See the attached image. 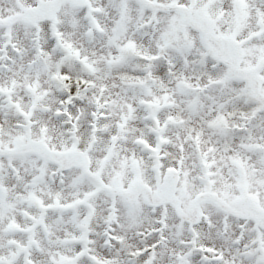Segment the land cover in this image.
<instances>
[{"label":"snow or ice","instance_id":"6c2138e0","mask_svg":"<svg viewBox=\"0 0 264 264\" xmlns=\"http://www.w3.org/2000/svg\"><path fill=\"white\" fill-rule=\"evenodd\" d=\"M0 264H264V0H0Z\"/></svg>","mask_w":264,"mask_h":264}]
</instances>
